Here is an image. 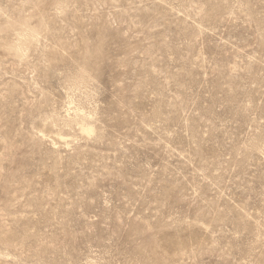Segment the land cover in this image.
<instances>
[{"label": "rangeland", "instance_id": "374dc122", "mask_svg": "<svg viewBox=\"0 0 264 264\" xmlns=\"http://www.w3.org/2000/svg\"><path fill=\"white\" fill-rule=\"evenodd\" d=\"M0 264H264V0H0Z\"/></svg>", "mask_w": 264, "mask_h": 264}]
</instances>
